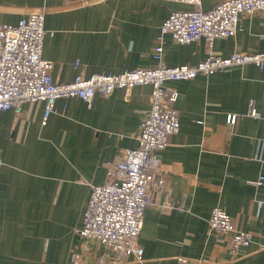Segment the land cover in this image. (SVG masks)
I'll use <instances>...</instances> for the list:
<instances>
[{
  "label": "crops",
  "instance_id": "obj_1",
  "mask_svg": "<svg viewBox=\"0 0 264 264\" xmlns=\"http://www.w3.org/2000/svg\"><path fill=\"white\" fill-rule=\"evenodd\" d=\"M221 1L201 5L209 10ZM193 7L184 0H0V23L45 8L43 57L54 63L55 81L70 82L156 66L162 24L173 11ZM213 51L264 52V10L242 12L236 34L217 38ZM207 55L204 39L180 43L165 35L169 66L196 65ZM166 86L179 92L180 129L158 154L168 192L185 207L145 210L141 261L78 230L92 185L105 181L108 163L123 150L139 145L153 86L98 93L91 104L61 97L48 118L44 100L25 102L21 113L0 109V264H177L180 257L264 264V68H219ZM261 177L262 184L253 183ZM215 206L251 234L237 254L211 229Z\"/></svg>",
  "mask_w": 264,
  "mask_h": 264
},
{
  "label": "built area",
  "instance_id": "obj_2",
  "mask_svg": "<svg viewBox=\"0 0 264 264\" xmlns=\"http://www.w3.org/2000/svg\"><path fill=\"white\" fill-rule=\"evenodd\" d=\"M192 9L175 10L161 26L159 42L154 49L157 65L151 68L126 69L120 73L97 72L89 77L78 75L70 82L54 80V63L43 57L46 36L45 8L25 15L16 24L0 23V109L21 113L27 101L44 100L45 118L55 109L61 97H80L89 104L96 94L109 97L116 88L126 90L136 85H152L151 108L141 123L139 145L123 150L108 163L105 181L92 185L79 234L97 239L119 256H133L141 261L144 248L139 243L144 213L148 207L184 209L183 200H174L167 189V172L158 150L169 144V138L180 129L176 102L179 92L166 86L169 80L191 79L200 73L211 74L219 68L254 63L264 68V52L236 51L229 56L214 53L219 37L233 36L239 29L242 12L264 10V0H222L205 10L201 0H184ZM189 43L204 39L207 57L196 65L169 66L163 60L165 35ZM255 114L256 111L252 110ZM236 115H230L235 122ZM4 161L0 156V168ZM253 183L262 184L263 177ZM166 197L159 200L158 194ZM209 223L220 240L230 242L237 254L248 246L251 234L237 228L231 215L215 206ZM177 264H192L180 257ZM193 264H207L196 260Z\"/></svg>",
  "mask_w": 264,
  "mask_h": 264
}]
</instances>
